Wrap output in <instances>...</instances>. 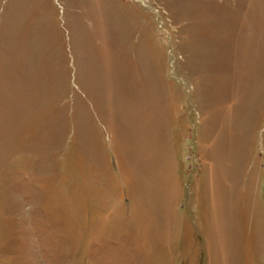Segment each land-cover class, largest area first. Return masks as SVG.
Masks as SVG:
<instances>
[{
    "label": "rangeland",
    "instance_id": "rangeland-1",
    "mask_svg": "<svg viewBox=\"0 0 264 264\" xmlns=\"http://www.w3.org/2000/svg\"><path fill=\"white\" fill-rule=\"evenodd\" d=\"M0 264H264V0H0Z\"/></svg>",
    "mask_w": 264,
    "mask_h": 264
}]
</instances>
